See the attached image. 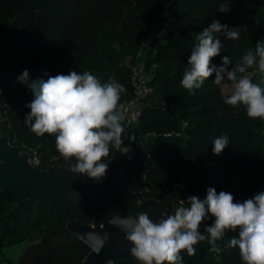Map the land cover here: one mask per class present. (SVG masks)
<instances>
[{
	"label": "trees",
	"instance_id": "obj_1",
	"mask_svg": "<svg viewBox=\"0 0 264 264\" xmlns=\"http://www.w3.org/2000/svg\"><path fill=\"white\" fill-rule=\"evenodd\" d=\"M81 2L0 0V48L10 51L7 65L0 58V116L6 117L3 125L13 140L35 151L36 166L44 169L52 160L73 166L75 159L60 156L53 136L38 137L24 125L30 111L26 105L34 97L17 77L24 70L30 80L89 71L102 82L112 77L122 83V100L131 94L130 72L119 59L136 53L142 35L149 36L155 54L152 90L143 97L136 122L142 155L135 193L166 198L169 215L189 196L203 200L209 187L232 193L236 202L264 192V120L249 118L243 105L225 103L220 85L213 83L214 73L194 92L180 84L196 34L213 20L240 33L238 40L220 36L221 56L233 61L229 69L249 49L254 51L252 34L264 38V0H249L252 6L241 16H236L241 0H231L227 12L218 8L230 0H111L109 18H98L94 27L73 21ZM159 4L164 10L157 15ZM221 56L212 58V64L219 66ZM223 133L229 145L213 154L212 140ZM107 159L111 168L121 169L114 147ZM72 219L100 221L96 198L83 205L53 206L31 199L16 202L10 190L0 188V264H10L2 248L21 241L28 243L16 264H81L89 247L65 226ZM213 220L204 223L210 226ZM238 231L217 242L219 253L210 251L206 241L195 246L193 256L181 252L183 264H243L238 249L228 247Z\"/></svg>",
	"mask_w": 264,
	"mask_h": 264
},
{
	"label": "clouds",
	"instance_id": "obj_2",
	"mask_svg": "<svg viewBox=\"0 0 264 264\" xmlns=\"http://www.w3.org/2000/svg\"><path fill=\"white\" fill-rule=\"evenodd\" d=\"M230 3L231 0L218 10L229 11ZM221 35L229 40L240 37L236 27L230 28L218 20L196 34L180 84L194 92L214 73V84L232 82V91L225 103L232 107L243 105L249 118L264 120V87L253 83L245 74L257 64V58L259 71L264 73V38L256 42L254 51L249 49L229 69L233 61L227 55L221 56L224 47ZM216 56H221L219 66L211 62ZM17 82L30 89L34 97L26 105L30 111L24 117V125L38 137L53 136L60 156L65 160L75 159L70 168L72 173L100 181L111 163L107 158L113 147L120 154L131 151L130 145H124L126 114L120 104L126 88L115 78L109 77L107 82H102L89 71L70 70L46 80H30L29 72L24 70ZM211 144L213 154H221L229 145L227 133L217 136ZM162 216L154 222L145 212L135 217L116 214L108 223L125 233L124 239L132 245L130 254L139 264H183L181 252L193 256L195 246L203 241L210 246V251L219 253L221 248L217 242L227 232L237 229L238 236L230 237L228 247L238 249L243 264H264V192L236 202L232 193H217L215 188L209 187L203 200L189 196L180 200L174 214ZM209 217L214 218L210 226L204 223ZM108 236L107 232L103 238L95 232L83 234L96 254ZM106 264H113V261L109 259Z\"/></svg>",
	"mask_w": 264,
	"mask_h": 264
},
{
	"label": "water",
	"instance_id": "obj_3",
	"mask_svg": "<svg viewBox=\"0 0 264 264\" xmlns=\"http://www.w3.org/2000/svg\"><path fill=\"white\" fill-rule=\"evenodd\" d=\"M121 158V171L108 168L100 181L72 172L58 176L54 172L36 169L37 166L30 163L29 157L26 160L17 159L0 139V188L10 190L16 202L31 199L53 206L83 205L91 198H96L100 221L82 223L72 219L65 223L89 247L81 264H106L109 259L113 264H139L130 254L132 245L124 239L125 233L110 225L108 220L116 214L135 217L138 213L145 212L155 222L156 213L139 211L134 205L135 176L139 173L140 156L138 158L131 149L128 154H122ZM69 222H76L73 229L68 227ZM93 222L99 223L98 226H92ZM87 232H95L101 238L105 232L109 234L99 254L93 253L91 243L83 238V234Z\"/></svg>",
	"mask_w": 264,
	"mask_h": 264
},
{
	"label": "rangeland",
	"instance_id": "obj_4",
	"mask_svg": "<svg viewBox=\"0 0 264 264\" xmlns=\"http://www.w3.org/2000/svg\"><path fill=\"white\" fill-rule=\"evenodd\" d=\"M79 9H77L78 15L76 17L74 16L73 21H75V24H80V26L83 25H90L91 27H94V23L98 18L107 19L110 15H108L106 12L110 8V4H113L111 0H81ZM249 6H252V4L249 2V0H241V3L239 4L238 11L236 13V16H241L246 8ZM164 10V6L162 4H159L156 10V14L159 15ZM63 14V13H62ZM156 20L153 21L152 27L155 26ZM151 27V28H152ZM139 41L137 44V51L136 53L131 56H123L119 60L120 62L125 65L129 72L131 71L132 67L134 65H138L145 75L146 78H150V75L152 74V71L154 69V64L152 63V58L154 57L155 50L150 49L149 46V36H142L139 35ZM252 40L254 46L257 41H259L261 38L257 37L255 34H252L250 37ZM10 55V51L4 48H0V58L5 61V64L7 65V57ZM258 59L257 58V64L254 65L248 72L245 74L249 75L253 81V83H258L262 87H264V73H261L258 68ZM78 60V59H77ZM7 70H3V72H6ZM241 74H238V76ZM220 92H222L224 100L227 98V96L232 91V82L227 81L220 85ZM8 101H2V103H5ZM4 116H0V139L12 150L13 154L17 159L20 160H26V158L30 157L31 149L24 148L17 142H15L8 132V130L4 127L3 122L5 121ZM137 124V123H136ZM131 125L129 129L125 128L124 136V144L127 143V145H130V148L133 150L135 155L139 158L141 161V155H142V148L139 146V138L140 133L138 130V127ZM123 146V145H122ZM119 158L122 157V154L118 152ZM122 159V158H121ZM72 166H69L62 161L59 160H52L48 162L44 167V172H54L58 176H62L66 174L67 172H71L70 168ZM108 168H111L110 166ZM36 169L42 171L43 169H39L36 167ZM115 169V168H113ZM118 171H121V169H116ZM138 175V174H137ZM136 178V176H135ZM134 205L137 210L139 211H149L156 213V221L159 219H162V215H167L166 209L169 206V201L164 199H158V198H152L150 196H139L138 194L134 193ZM76 222H69L67 223L68 227L70 229H73V226ZM99 223L93 222L91 223L92 226L97 227ZM28 242L27 241H21L17 243H12L7 246H4L2 248V252L5 258H7L10 262V264H16L18 255L20 251L26 246Z\"/></svg>",
	"mask_w": 264,
	"mask_h": 264
},
{
	"label": "built area",
	"instance_id": "obj_5",
	"mask_svg": "<svg viewBox=\"0 0 264 264\" xmlns=\"http://www.w3.org/2000/svg\"><path fill=\"white\" fill-rule=\"evenodd\" d=\"M149 79L150 78L145 77L142 69L138 65L132 67L129 75L131 94L120 101L126 114V120L123 122L124 128H128L137 122L143 97L152 90ZM29 161L32 165H37L39 162L38 156L34 150L31 151Z\"/></svg>",
	"mask_w": 264,
	"mask_h": 264
}]
</instances>
